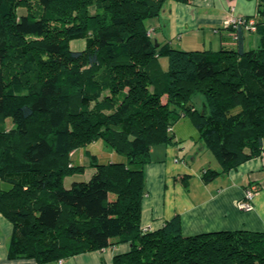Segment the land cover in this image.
Masks as SVG:
<instances>
[{"label": "trees", "instance_id": "obj_1", "mask_svg": "<svg viewBox=\"0 0 264 264\" xmlns=\"http://www.w3.org/2000/svg\"><path fill=\"white\" fill-rule=\"evenodd\" d=\"M167 1L0 0V211L14 224L10 258L50 264L130 242L114 264H264V231L185 235L180 215L142 228L152 150L174 144L182 119H196L222 166L205 170L206 182L264 154V0L244 16L252 26H224L237 46L220 50L153 39L148 22ZM246 33L259 36L254 47ZM75 39L85 49L72 50ZM98 141L117 160L88 153L96 172L66 186L88 167L73 155Z\"/></svg>", "mask_w": 264, "mask_h": 264}, {"label": "crops", "instance_id": "obj_2", "mask_svg": "<svg viewBox=\"0 0 264 264\" xmlns=\"http://www.w3.org/2000/svg\"><path fill=\"white\" fill-rule=\"evenodd\" d=\"M232 1H222L223 6L219 7L216 0H192L191 3L169 0L155 22L153 19L148 22L154 29L153 39L160 44L170 43L174 48L183 50L236 48L229 31L224 28L225 20L233 14ZM250 1V12H238L235 8L234 15H255L258 2ZM243 6L246 7L247 3ZM229 7L230 10L227 9ZM183 33L203 38V42L194 47L189 41L177 42V37L182 38ZM253 37L252 33H246L244 45L247 49L256 45ZM252 39L255 41L253 44ZM174 135V144H160L153 148V161L146 167L142 228L158 230L166 221L180 215L185 235L234 229L264 231V154L206 182L203 179L204 171L209 168L222 171V166L198 138L196 119L193 116L182 119L175 125ZM192 152L196 156L193 158L194 164H189L185 156ZM204 153L206 155L203 156ZM110 154L109 161L117 160L115 153ZM73 160L76 164H84L80 154L75 153ZM197 163H200L198 167L195 166ZM253 183L260 186L253 201L254 210L243 211L239 209L238 202L244 198L246 189ZM13 232V222L0 211V264H39L35 258L9 257ZM130 250V242H122L50 264H114L116 255Z\"/></svg>", "mask_w": 264, "mask_h": 264}, {"label": "rangeland", "instance_id": "obj_3", "mask_svg": "<svg viewBox=\"0 0 264 264\" xmlns=\"http://www.w3.org/2000/svg\"><path fill=\"white\" fill-rule=\"evenodd\" d=\"M222 1L223 2L227 1V3H228L230 0H222ZM222 1L221 0H216L217 6H219V7L221 6L222 7L223 6V2ZM244 3L245 4L247 3L246 7L243 6ZM232 4H233V6H236L235 8L237 9L238 12L242 11V10H247L248 12H250L251 9H252V3H251L250 0H233ZM253 4H254V2H253ZM227 9L230 10V7L227 8ZM19 11L21 13H25L26 9H20ZM91 11L93 12L94 8H92ZM254 11H255V4H254ZM232 13H233L232 15H234L235 11H232ZM155 20H156V18H153L154 22H155ZM153 33H152V36H153ZM253 38L258 43L259 36L254 34ZM176 41L180 42V43L189 41L191 43V46L194 47V46H197V44H199L200 42H203V38L200 39L199 37L193 36L190 33L189 34L183 33L182 34V38H181V36L177 37ZM254 42L255 41L252 39V44ZM180 46H183V45H180ZM85 47H86V40L85 39H75V40H73L71 42V49L72 50H83V49H85ZM161 64H162L161 65L162 69L163 70H167L168 65H169L168 58L162 59L161 60ZM166 99H167V96H164V101H166ZM201 100H203V96L202 95H198V96H195L193 98V102L197 105L199 110H202L203 104H204V103H201ZM5 125H6L7 129H11L14 124H13V121L10 118H7L6 122H5ZM81 152H82L81 155H82V159H83L82 161L84 162V164L86 166H88L87 170H86V172L84 174L83 173L82 174L79 173V174L74 175L73 178H71V177L67 178L66 182H65V185L68 186V187L71 186V184H72V182L74 180H77V181H88L92 177V175L96 172V168L89 167V165L91 163V157H90V155L88 153H93L94 155H96L99 158L98 160H100V161L107 160L106 157L109 158V156H111L110 153H115L113 150H111L109 147H107L103 141H98V142L92 143L88 147L83 148L81 150ZM202 155L204 156L206 154L204 153ZM194 156H196V154L194 152L189 153V155H188V153L186 154L185 157L189 161V164H194V162H193ZM213 156H214V154H213ZM214 157H216V156H214ZM199 165H200V163H197L195 166L198 167Z\"/></svg>", "mask_w": 264, "mask_h": 264}, {"label": "built area", "instance_id": "obj_4", "mask_svg": "<svg viewBox=\"0 0 264 264\" xmlns=\"http://www.w3.org/2000/svg\"><path fill=\"white\" fill-rule=\"evenodd\" d=\"M235 10V7L232 6V11ZM246 18L244 16H236V15H232L230 16L228 19L225 20L224 22V26H234V27H237V26H240V25H245L246 24ZM254 20H250L247 24V27H250L254 24ZM154 32V29H151L149 31V34L152 35V33ZM260 190V186L256 183H253L251 184L247 189H246V192H245V196L243 199H241L239 202H238V207L239 209L243 210V211H252L254 210V198L257 194V192ZM62 262V260L60 261Z\"/></svg>", "mask_w": 264, "mask_h": 264}]
</instances>
